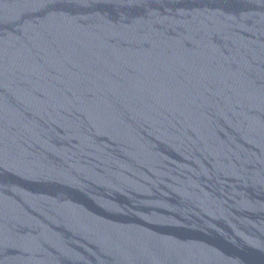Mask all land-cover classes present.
<instances>
[{"label":"water","instance_id":"water-1","mask_svg":"<svg viewBox=\"0 0 264 264\" xmlns=\"http://www.w3.org/2000/svg\"><path fill=\"white\" fill-rule=\"evenodd\" d=\"M0 264H264V0H0Z\"/></svg>","mask_w":264,"mask_h":264}]
</instances>
